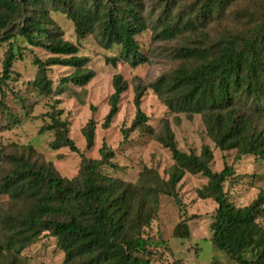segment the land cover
<instances>
[{
	"label": "trees",
	"instance_id": "1",
	"mask_svg": "<svg viewBox=\"0 0 264 264\" xmlns=\"http://www.w3.org/2000/svg\"><path fill=\"white\" fill-rule=\"evenodd\" d=\"M159 1L163 3L161 31L155 30L154 38H181L183 45L172 52L176 68L150 88L170 111L188 120L199 115L207 137L220 151L235 150L237 157L262 158L264 5L259 13L236 12L245 18L240 22L244 31L224 30L212 38L208 25L221 24L227 8L236 0H193L191 5L190 0ZM51 12L66 16L77 39L95 34L105 48L118 47V58H107V64L115 66L121 58L132 67L146 62L135 40L147 30L143 0H0V45L8 44L0 85L10 80L15 60L22 58L19 41L49 55L45 60L34 57L32 61L37 71L30 86L40 95L58 93L69 84L82 88L93 79L94 72L86 68L89 58L79 56L78 47L52 29ZM54 66L72 69L55 90L47 77ZM112 87L102 128L112 123L127 89L119 74L113 76ZM135 90L133 127L154 135L170 151L173 165L168 180L163 182L147 170L143 185L133 186L102 174L99 167L109 160L110 151L102 147L100 160L84 159L68 137V124L61 120V111H50L49 123L40 133H52V151L67 148L79 154L81 168L76 178L66 180L51 164L36 166L23 157L13 160L14 168L0 183V194L17 202V209L0 222V264H16L21 251L43 232L56 238L65 255L63 264H151L142 229L153 220L158 195L176 199L175 186L186 173L207 179L197 195L212 199L217 206L212 248L237 264H264V226L257 223L260 216L264 217V191L246 207L233 206L223 192L224 182L233 175L232 168L225 166L219 173L212 172L213 156L207 147L199 155L179 151L166 122L156 135L140 110L143 90L139 86ZM94 131L95 123L89 120L82 129L86 149L93 146ZM173 236H189L185 221L175 227Z\"/></svg>",
	"mask_w": 264,
	"mask_h": 264
},
{
	"label": "rangeland",
	"instance_id": "2",
	"mask_svg": "<svg viewBox=\"0 0 264 264\" xmlns=\"http://www.w3.org/2000/svg\"><path fill=\"white\" fill-rule=\"evenodd\" d=\"M192 2L190 0L189 5ZM262 5L264 0H236L227 8L226 18L221 24L208 25L210 35L216 38L224 30L232 33L244 31L245 27L240 22L245 18L236 12L259 13ZM143 7L147 30L135 40L146 62L136 67L122 58L115 66L107 64V58H118V47L105 48L95 34L77 39L74 26L66 16L51 12L52 29L59 31L64 41L76 45L79 56L89 58L86 68L94 72V77L82 88L69 84L59 90L62 91L60 94L40 95L30 86L37 71L32 61L34 57L45 60L49 55L42 49L18 42L22 58L15 60L10 80L0 85V183L14 168L13 160L17 157H23L36 166L51 164L60 178L72 180L77 177L81 168L80 155L67 148L52 151L49 148L52 133H40L41 127L49 123L47 113L53 110L61 111V120L68 124V137L84 159L100 160L102 147L110 151L109 160L99 167L102 174L125 184L141 186L148 170L166 182L173 165L170 151L159 144L154 135L141 127H133L135 89L139 86L143 90L140 110L147 117V127L156 135L166 122L179 151L199 155L202 148L207 147L213 156L210 162L212 172L219 173L225 166L232 168L233 175L224 182L223 192L233 206L246 207L264 191V156L237 157L235 150L220 151L207 137L199 115L188 120L183 114L170 111L150 88L158 78L167 76L176 68L172 52L183 45V39H155V30L161 31L163 3L143 0ZM7 49V43L0 45V78ZM71 73L70 68L54 66L49 68L47 77L55 90L60 80ZM116 74L125 81L127 89L120 97L112 123L108 128H102L109 110L108 100L113 93L112 78ZM89 120L95 123L94 143L86 149L82 129ZM206 184L207 179L202 175L186 173L175 186L176 199L158 195L153 220L141 232L149 244L151 264H237L224 252L212 248L210 240L217 206L212 199H200L197 195V191ZM16 203L7 194H0V222L7 213L17 209ZM21 205L19 202L18 206ZM183 221L187 223L189 236L186 239L175 238L173 231ZM257 223L264 226V217L260 216ZM64 256L56 238L49 232H43L21 251L16 264H63Z\"/></svg>",
	"mask_w": 264,
	"mask_h": 264
}]
</instances>
